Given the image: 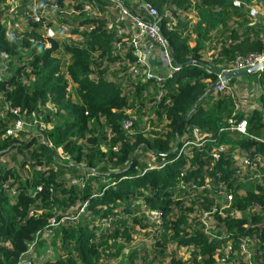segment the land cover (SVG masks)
<instances>
[{
    "label": "trees",
    "instance_id": "1",
    "mask_svg": "<svg viewBox=\"0 0 264 264\" xmlns=\"http://www.w3.org/2000/svg\"><path fill=\"white\" fill-rule=\"evenodd\" d=\"M116 1L158 27L182 65L164 83L143 80L146 67L118 3L0 0V64L9 66L0 111L10 103L52 126L49 146L26 132L5 137L12 122L0 116V158L12 160L0 163V264L25 257L32 264H113L141 237L150 245L133 249L127 264H222L225 257L226 264H250L242 243L252 264H264V70L254 75L261 109L239 112L231 95L212 89L239 57L264 54V21L250 17L253 5L264 10V0H240V7L234 0H138L137 7ZM85 4L102 16L85 12ZM230 119L247 121L248 136L232 131ZM194 128L205 145L182 150ZM213 208L221 213L205 223L197 218ZM153 210L163 215L159 226L145 214ZM65 216L28 255L38 232Z\"/></svg>",
    "mask_w": 264,
    "mask_h": 264
},
{
    "label": "built area",
    "instance_id": "2",
    "mask_svg": "<svg viewBox=\"0 0 264 264\" xmlns=\"http://www.w3.org/2000/svg\"><path fill=\"white\" fill-rule=\"evenodd\" d=\"M110 1L114 3H118L117 8H119L122 17H129L130 23L131 21L135 22L134 28L137 29L138 32L136 31V33H133L131 42L135 48L136 55L140 58V60L142 61L141 59L142 54L140 50H141L143 37L147 36L151 38L152 40H154L157 43V45L161 48L160 57L167 61L168 66L170 68V74L167 77H171L174 72H177L178 69H176L171 64V57L168 52L166 42L161 37L159 28L156 26L151 27L146 22L139 20L136 17L132 16L130 12L128 11V9L126 8V6L122 2H119V1L117 2L116 0H110ZM234 3H235V6L237 7L241 6L240 0H234ZM144 10L152 17H158L159 15L158 11L155 8H153L150 4H145ZM84 11L94 16H98V17L102 16V12L100 11V9L98 7H95L92 4H85ZM250 17L253 21L260 20L259 11L256 8H251ZM33 18L35 21H40V16L36 10H34ZM47 36L49 38H53L55 36L52 29L48 30ZM3 58L7 59L8 57L6 55H3ZM259 63H264V54L252 55L248 58L239 57L235 63L233 70H224V71H221V73L220 72L218 73V81L214 85L215 96H218V94L228 93L229 95L232 96V98L236 102L237 94L234 91V89L230 86L229 78L224 76L223 73L232 72V71H244V70H247V69H250L256 66ZM8 69H9V66L7 62L0 64V81H3L5 79L8 73ZM167 77L162 78V79L158 78L153 72L149 70L147 71V69L143 73L144 81H149V80L157 81L158 85L164 83ZM236 104L239 109V105L237 102ZM4 106L5 107L0 111V116L4 117V116H7L8 114L12 122L10 127L6 130V133L4 135L5 137L13 138V137H16L20 132H26L31 135V140L38 139V140L43 141L45 144L52 146L51 143H49L46 138V134L48 131V123L46 122L44 115H40L37 113H33V114L21 113L18 108H13L10 103H5ZM229 124H230V129L232 131H237L241 135L248 136V122L247 121L243 120L241 122L235 123L233 119H230ZM132 126H133L132 120H127L123 123V127L125 131L129 133L132 129ZM204 145H205V140L203 139V136L201 135L200 130L198 128H194L192 138L185 141L182 150H185L186 148L192 147V146L196 148H202ZM224 150L225 148H221V151H224ZM59 152H60V156L62 158H65L66 154L64 153V151L59 150ZM213 153L215 154V157H218V154L216 153V151H213ZM0 161L2 165L4 163L6 164V160L4 157H1ZM242 163L244 167L246 168L253 167V164L249 160H243ZM157 166L158 164H153L151 165L150 169L157 168ZM158 168H163V166H160ZM71 185L78 186L80 185V183L77 182L76 180H72ZM204 187H207V188L211 187L208 181L206 182ZM11 195L12 197H15L16 195L15 191H12ZM232 200H233V197L231 195H227L225 197V202L227 204L226 208L230 207ZM87 205L88 203H84V205L76 208V211H78V213L74 219H78L79 215L82 212H84ZM73 210L74 209H71L70 212H72ZM216 213H221V212L217 208H213L212 210H209V211L200 210L197 215V218L201 220L203 223H205L207 220L212 218V216ZM145 214L147 215V218L150 223L157 225V226L161 225L163 215L160 211L153 210V211H148ZM65 220H69V217L65 216L64 218L60 220H57L56 218L51 219L50 224L45 228V230L38 232V234L36 235L34 242L31 243L29 247L28 255H32L35 252L36 247L40 240L51 238L54 235V229L57 228L59 225H61ZM240 247H241L242 252L247 254L249 262L250 264H252L251 263L252 256H251V251L249 249V246L246 243H242ZM231 249L232 247L229 246L226 248L225 251L223 250L222 252H229ZM227 260L228 258L225 257L222 260H220V262L222 264H226ZM18 264H32V262L28 258L25 257L22 260H20Z\"/></svg>",
    "mask_w": 264,
    "mask_h": 264
},
{
    "label": "crops",
    "instance_id": "3",
    "mask_svg": "<svg viewBox=\"0 0 264 264\" xmlns=\"http://www.w3.org/2000/svg\"><path fill=\"white\" fill-rule=\"evenodd\" d=\"M133 3L132 4L136 7L140 5L138 2ZM252 8H256L259 11V19L260 21H264L263 8H257L254 5ZM131 30H133V33H136V31L138 32V30L134 28V25L131 26ZM192 45L194 46L195 43ZM140 51L142 54V62L145 65L147 71L149 70L153 72L158 78L161 79L167 77L170 74V68L167 61L160 57L161 48L154 40L144 36ZM255 76H251L252 78H249V83H246V76L229 78L230 86L237 94L236 102L239 105V112L247 113L255 109H261L260 95L262 93V89L260 88ZM149 245L150 243H148V246ZM142 247L143 246H138L139 249ZM138 248L134 250H138Z\"/></svg>",
    "mask_w": 264,
    "mask_h": 264
},
{
    "label": "rangeland",
    "instance_id": "4",
    "mask_svg": "<svg viewBox=\"0 0 264 264\" xmlns=\"http://www.w3.org/2000/svg\"><path fill=\"white\" fill-rule=\"evenodd\" d=\"M122 1H125V2H127L128 4H130V5H133V4H134L133 2H138V0H122ZM132 3H133V4H132ZM138 3H139V2H138ZM118 24H119V22H118L117 20L114 21V23H112V25H111V28H113V30H114V29H117ZM132 25H134V27H135V22L131 21V26H132ZM131 26H130V27H131ZM10 27H11V25H10ZM15 28H16V29H19L20 31L23 30V28H22L21 26H16ZM251 76H254V75H251ZM251 76H246V78H245L246 83H247V82L249 83L248 80H249V78H252ZM50 111H51V108L48 106V107L45 109V114L48 113V112H50ZM144 120H145V119H143L140 123H141V124H144V122H145ZM51 128H52V126L48 125V130L51 129ZM21 159H22V156L19 155V156H18V161L20 162ZM6 160H8V162H9L10 164H12V160H11V158L8 157ZM0 162H1V161H0ZM4 164H5V163H4ZM4 164H3V165H4ZM141 239H142V237L138 239L137 244H136L134 247H132V248H130V249H127L126 252H125V254H124L123 257H122V260L119 261V262H117L116 264H127V260H126V259H128V256H129L130 253H132V250H133V249H136V248H138V246H142L143 244H144V245H148V242L146 243L145 240H141ZM143 241H145V242H143ZM138 249H139V248H138ZM44 250H45V251H43V252L41 253L42 255H44L45 252L49 251V250H50V247L44 248ZM182 255H183L184 257L187 258V257L190 256V252L187 251V249H184V251L182 252ZM44 256H45V255H44Z\"/></svg>",
    "mask_w": 264,
    "mask_h": 264
},
{
    "label": "water",
    "instance_id": "5",
    "mask_svg": "<svg viewBox=\"0 0 264 264\" xmlns=\"http://www.w3.org/2000/svg\"><path fill=\"white\" fill-rule=\"evenodd\" d=\"M151 27H155L154 25H150ZM159 32L161 34V37L165 40L163 34L161 33L160 29H159ZM166 42V40H165ZM166 46H167V49H168V52L170 54V57L172 59V61L174 62V67L176 69H181L182 65H180L179 63H177L174 59V55H173V51L171 49V47L169 46V44L166 42ZM193 64V61H190L188 63V65H192ZM264 70V63H259L257 64L256 66L250 68V69H247V70H244V71H232V72H222L224 74V76L228 77V78H233V77H243V76H251V75H255L256 73L258 72H261ZM221 73V72H220ZM212 89L214 90V86L212 87Z\"/></svg>",
    "mask_w": 264,
    "mask_h": 264
}]
</instances>
